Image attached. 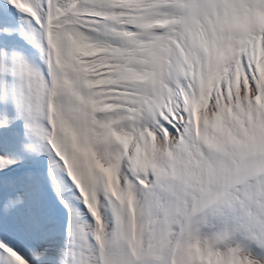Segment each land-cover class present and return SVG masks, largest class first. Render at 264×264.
Masks as SVG:
<instances>
[{"label": "snow or ice", "instance_id": "1", "mask_svg": "<svg viewBox=\"0 0 264 264\" xmlns=\"http://www.w3.org/2000/svg\"><path fill=\"white\" fill-rule=\"evenodd\" d=\"M0 264H264V0H0Z\"/></svg>", "mask_w": 264, "mask_h": 264}]
</instances>
